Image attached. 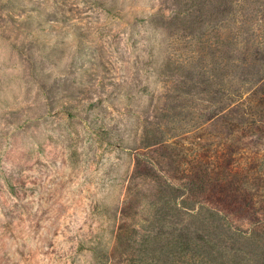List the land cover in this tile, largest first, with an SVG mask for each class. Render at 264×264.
Masks as SVG:
<instances>
[{
    "label": "rangeland",
    "instance_id": "374dc122",
    "mask_svg": "<svg viewBox=\"0 0 264 264\" xmlns=\"http://www.w3.org/2000/svg\"><path fill=\"white\" fill-rule=\"evenodd\" d=\"M182 252L264 264V0H0V264Z\"/></svg>",
    "mask_w": 264,
    "mask_h": 264
},
{
    "label": "trees",
    "instance_id": "16d2710c",
    "mask_svg": "<svg viewBox=\"0 0 264 264\" xmlns=\"http://www.w3.org/2000/svg\"><path fill=\"white\" fill-rule=\"evenodd\" d=\"M135 176L136 177H142V178H148V179H151V180H160L161 181V185L167 189L168 191H173L175 190L174 189V186L176 184H173L172 183H169V180L167 178H163L161 177V175H159L157 172H155L154 169H147V168H142V167H139L137 166V170L135 172ZM180 182L178 185V189L177 191H179L181 193V196H182V202H184V200H187V199H196L198 200V202L200 204H210V202H212L213 204H216L218 206H223L221 201H215L213 200V196H217V188L215 187L214 188V192H212L211 188H212V185L209 184V180L206 179L203 175L200 176L198 174H193L192 172H189V173H184L181 177H180ZM171 182V181H170ZM183 191H180L181 189ZM219 190V188H218ZM176 191V192H177ZM226 204V203H225ZM127 206H125L123 209L124 211H126V208ZM240 207V205H238L237 202H233V203H230L228 204L227 206L225 205L224 207H221L223 208V210L225 211V216L230 213H235L237 211V209ZM218 210V209H217ZM222 211V213L224 212ZM251 211V210H250ZM125 212L121 215V216H125L124 215ZM232 215V214H230ZM128 222V221H127ZM259 222H262V221H258ZM254 223V221H253ZM127 225V223H123L119 229H118V234H117V237L116 239L118 240V246L122 243H127L129 246H132V243H135L136 242V236H133L134 235V231L132 233H130V235L128 234V236H125V234L123 233V230L125 228V226ZM127 229H128V226H127ZM120 247V246H119ZM182 249V247H180ZM186 254L185 253H180V260H179V264H189V261L186 259ZM183 259V260H182ZM115 264H146V262L144 261L143 258H129V259H124V260H119L117 261V263Z\"/></svg>",
    "mask_w": 264,
    "mask_h": 264
}]
</instances>
